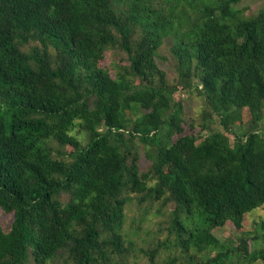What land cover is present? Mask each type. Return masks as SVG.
<instances>
[{"label":"trees","instance_id":"trees-1","mask_svg":"<svg viewBox=\"0 0 264 264\" xmlns=\"http://www.w3.org/2000/svg\"><path fill=\"white\" fill-rule=\"evenodd\" d=\"M240 2L0 0V210L14 217L8 231L0 226V264H135L140 251L150 264L169 252L178 256L161 264L264 261V221L235 247L213 233L228 222L240 231L264 209V133L254 130L264 120V11L243 18ZM168 38L182 78L195 64L223 128L250 112L255 127L232 130L233 145L206 119L202 140L184 133L156 62ZM30 41L39 46L26 52ZM115 45L130 64L113 77L101 63ZM76 128L88 134L84 147ZM167 192L176 237L137 252L147 236L126 224L127 206L138 197L146 209Z\"/></svg>","mask_w":264,"mask_h":264},{"label":"rangeland","instance_id":"rangeland-1","mask_svg":"<svg viewBox=\"0 0 264 264\" xmlns=\"http://www.w3.org/2000/svg\"><path fill=\"white\" fill-rule=\"evenodd\" d=\"M236 9L239 11L240 16L243 18H251L256 17L261 11H264V0H241V2L236 5ZM141 35L140 32L135 31L132 35V42L135 44L140 41ZM39 44L35 41H30L29 44L24 45L22 48L24 51H31L32 48L38 47ZM173 40L168 38L165 40V43L158 49L156 55V62L160 69H162L167 76L168 87L173 90V94L171 95V99L177 102V104L181 105L182 112L180 114L184 126V130L186 134H194L199 135V141L202 140L204 136L209 134V131L201 132L202 125L204 120L206 119L208 124L213 130H220L224 133L228 138L231 145L234 143V135L232 134V130H234L238 126H243L245 130H249L254 126V121L250 112L245 109L242 112V120L237 121L234 124H231L229 129L223 128L220 124V120L222 118V114L215 113L207 99L201 95L202 85L200 82L199 74L195 70V64L192 66V72L189 77L185 79L181 77V71H179V63L176 57L173 54ZM54 54L53 51H51ZM130 64L129 55L123 51L118 45L109 46L105 53L104 61H102L101 65L109 68L110 74L114 77V75L120 71L122 72L124 68L128 67ZM136 85H139L140 79L135 78L134 76L130 77ZM158 83V81L156 80ZM187 87V89L185 87ZM142 113H147L146 110H143ZM139 114H131V116L136 119ZM189 125H193L194 128H190ZM262 129V130H261ZM257 132L264 133V120L259 125V128L254 129ZM74 134L79 139L81 146L84 147L88 143V134L80 131L78 128L74 129ZM201 134V135H200ZM49 144L55 148V152L60 148L56 141H49ZM62 150L69 152L73 150L72 147H66ZM133 151H137L139 153V171L146 172L151 167V162L145 158L144 154V145L136 139L134 146L132 147ZM157 181L153 180L149 182L150 186L156 185ZM138 197H135V201L127 206V219L126 224H131L132 221L138 227L142 228V233L147 237L139 238L141 239L136 243L137 252L141 248H144L148 252L151 249L157 248L158 244L161 242H165L168 239L173 240L176 237V233L171 228V219L173 217V213L176 208V204L169 200L171 197L169 192L164 196L162 200L155 201L153 205H149L146 203V209L141 208L140 205H134L137 201ZM151 201V200H148ZM140 207V208H138ZM14 217L12 214H6L0 210V226L4 228V230L8 231L12 224ZM264 221V209L259 208L256 211H252L251 213L245 216L244 228L240 231L235 229L233 223L228 222L224 227L217 228L213 230L215 236L221 241V243L225 246L235 247L239 244L241 238H243L248 232L254 234L256 232L257 225ZM130 227V226H127ZM133 227V226H131ZM140 232V234H142ZM150 233V235L148 234ZM146 238L145 240H143ZM251 242V241H250ZM262 242L259 241V245L256 248H261ZM143 249V250H144ZM163 253V252H162ZM206 254L208 252H205ZM211 255H214L215 252H210ZM178 256L176 253H168L160 254L156 259V264L163 263L167 257H175ZM63 257V261L60 260V263L56 261L51 264H63L65 262V257ZM137 258L134 260L135 264H150L148 255L146 253H142L141 251L137 253ZM236 261V259H235ZM181 262V261H179ZM185 264H189L188 261H184ZM67 264H73L71 262H66ZM241 264H264V261H258L256 263H252L249 261H241Z\"/></svg>","mask_w":264,"mask_h":264}]
</instances>
